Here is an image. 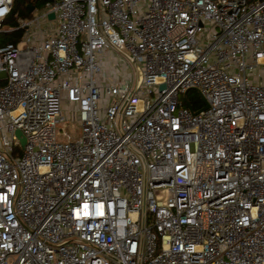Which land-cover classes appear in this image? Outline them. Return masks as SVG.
I'll return each mask as SVG.
<instances>
[{
    "label": "built area",
    "instance_id": "built-area-1",
    "mask_svg": "<svg viewBox=\"0 0 264 264\" xmlns=\"http://www.w3.org/2000/svg\"><path fill=\"white\" fill-rule=\"evenodd\" d=\"M13 7L0 264H264V0Z\"/></svg>",
    "mask_w": 264,
    "mask_h": 264
},
{
    "label": "trees",
    "instance_id": "trees-1",
    "mask_svg": "<svg viewBox=\"0 0 264 264\" xmlns=\"http://www.w3.org/2000/svg\"><path fill=\"white\" fill-rule=\"evenodd\" d=\"M52 0H14L13 13L19 14L24 18H29L32 14L29 11L30 6H35L36 8H42L47 2ZM10 37L3 42V44L16 43L21 40L23 31H18L12 34H9ZM192 96V97H190ZM197 91H190L187 94V99L191 102L195 109H200L202 107V102ZM191 99V100H190ZM193 100V102H192Z\"/></svg>",
    "mask_w": 264,
    "mask_h": 264
},
{
    "label": "rangeland",
    "instance_id": "rangeland-1",
    "mask_svg": "<svg viewBox=\"0 0 264 264\" xmlns=\"http://www.w3.org/2000/svg\"><path fill=\"white\" fill-rule=\"evenodd\" d=\"M250 1H255V0H250ZM16 26V21L14 20V22H11L10 24H7L6 25V28L5 29H12ZM10 37V35H6V34H0V46L1 45H4L3 42H5L8 38ZM192 97V96H190ZM200 97V96H199ZM193 98V97H192ZM200 100H201V97H200ZM193 101V100H192ZM73 122H68L64 125H60L58 127V132H63V131H66V132H71L73 133V135H77L78 134V129L74 128L73 127Z\"/></svg>",
    "mask_w": 264,
    "mask_h": 264
},
{
    "label": "water",
    "instance_id": "water-1",
    "mask_svg": "<svg viewBox=\"0 0 264 264\" xmlns=\"http://www.w3.org/2000/svg\"><path fill=\"white\" fill-rule=\"evenodd\" d=\"M29 10H30V12H33L35 10V7L34 6H30L29 7ZM50 18L53 19L54 18V15H51ZM161 88H164V86H162ZM201 100L205 104V108L204 109H206L208 106H207V103H206L205 99L202 96H201ZM188 107H189V109L191 111H194V109H193L192 106L188 105ZM16 135L20 138L21 145L24 146L26 144V139L22 137L21 131H17Z\"/></svg>",
    "mask_w": 264,
    "mask_h": 264
}]
</instances>
